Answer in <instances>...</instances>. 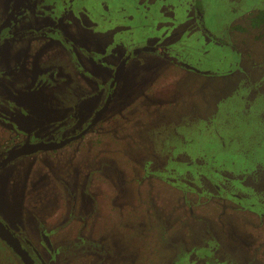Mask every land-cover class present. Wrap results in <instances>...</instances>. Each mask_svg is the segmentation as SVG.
<instances>
[{
    "label": "rangeland",
    "instance_id": "1",
    "mask_svg": "<svg viewBox=\"0 0 264 264\" xmlns=\"http://www.w3.org/2000/svg\"><path fill=\"white\" fill-rule=\"evenodd\" d=\"M52 2L59 13H72L68 41L106 42L107 53L117 50L107 55L109 62L148 40L169 58L130 66L131 80L146 67L152 80L128 92L122 107L87 137L57 154L23 157L32 163L30 176L45 171L47 180L20 182L21 171L1 179V218L30 236L36 219L50 230L62 218V230L76 232L89 215L94 227L116 235L120 248L106 253L117 252L111 264H264V36L249 25L264 0L40 3ZM69 42L52 59L56 69L70 73L58 89L64 118L77 97L95 91L77 66L79 59H92L90 52ZM20 76L25 79L24 72ZM0 264H21L1 239Z\"/></svg>",
    "mask_w": 264,
    "mask_h": 264
},
{
    "label": "flooded vegetation",
    "instance_id": "2",
    "mask_svg": "<svg viewBox=\"0 0 264 264\" xmlns=\"http://www.w3.org/2000/svg\"><path fill=\"white\" fill-rule=\"evenodd\" d=\"M40 2L41 0L0 1V6H3L0 12V180L10 177L15 171L23 172L22 177L20 173L17 175L20 182L29 177L35 183L42 179L47 180L45 171L42 174L38 172V175L30 176L29 173L32 171L29 167L32 163L21 161L22 158H27L26 155H32L38 151L57 154L60 151L63 152L69 143L87 137L96 130V126L105 117L113 116V109L122 107V101L129 96L128 92L152 80L150 67L142 70L145 73H140L137 69L135 72H138V76L131 80L130 66L134 64L136 69L139 64L150 65V61H155L157 58L163 61L166 57L169 58L163 46L158 43L150 44L148 40L144 46L135 45L126 48L127 53L124 52L119 61L109 62L107 55L116 53L115 48L107 53L106 42H97L89 37L80 42H69L74 19L72 13L68 10L59 13V10L55 9L57 5H53L54 2L46 3L49 5H42L45 3ZM158 40L161 42L160 39L153 42H159ZM68 42L72 49L75 48L72 46H76L82 54L90 52L87 57L92 59L87 61L79 59L77 66L83 69L81 75L89 79L95 91L93 94L89 92L88 95L77 97L70 104L72 107H69V112L64 118V111L58 114V111L64 107L62 101L58 99V89L65 87L64 85L70 80V73L56 69L52 65V59L53 53L59 52L60 47L61 51L67 49L65 45ZM14 45L17 46L16 51L11 50ZM24 51L28 53L21 58L20 52ZM28 55L31 57L30 63ZM94 57L97 58L96 61H92ZM107 63L109 68L104 66ZM21 72H24L25 79L21 78ZM58 73L62 74L61 77L65 78V82L58 80ZM142 76L146 79H142ZM131 99L133 100V97ZM47 116H50V119L46 118ZM121 118L122 115H120ZM71 124L73 126H69ZM61 128H66L65 133L57 132V129ZM160 160L163 162L162 159ZM11 163L13 166L10 168ZM172 171L166 168L165 172L170 176L174 173ZM7 172L8 174L2 177ZM180 172L182 173L179 170ZM175 179L177 181L172 180L176 182L181 180L177 177ZM16 184V182L8 181L5 185L15 186ZM115 206L120 208L117 203ZM57 214H59L58 210L52 215ZM58 217L60 218L61 215ZM86 217L83 227L76 232L62 230L64 227L62 218L57 222L58 225L56 223L50 230L46 228L45 223L40 225L39 219H36L33 231L31 230L33 234L29 232V236L24 232L19 235L16 227L6 219L3 220L0 215V223L16 239L18 245L14 244L15 249L1 236L0 239L14 252L21 264H64L67 260H75V258L80 263L75 261L74 264H111L117 252L114 251L112 257L106 253L110 248L112 250L118 247L116 235H114L115 238H109L100 231L99 225L94 227L92 222L88 221L89 215ZM69 234L72 235L71 239L66 238ZM77 245L79 246L75 248ZM42 250L48 254V257L42 253ZM58 251L70 252L64 256L57 254ZM126 255V258L133 259L128 253ZM59 257H65L67 260L62 263Z\"/></svg>",
    "mask_w": 264,
    "mask_h": 264
},
{
    "label": "trees",
    "instance_id": "3",
    "mask_svg": "<svg viewBox=\"0 0 264 264\" xmlns=\"http://www.w3.org/2000/svg\"><path fill=\"white\" fill-rule=\"evenodd\" d=\"M249 25L253 28H261L264 36V10H258L249 18Z\"/></svg>",
    "mask_w": 264,
    "mask_h": 264
},
{
    "label": "water",
    "instance_id": "4",
    "mask_svg": "<svg viewBox=\"0 0 264 264\" xmlns=\"http://www.w3.org/2000/svg\"><path fill=\"white\" fill-rule=\"evenodd\" d=\"M0 236L11 246L14 247V244L17 243L16 239L12 237L10 232H8L5 227L0 223ZM18 245V244H16ZM15 248V247H14ZM16 249V248H15Z\"/></svg>",
    "mask_w": 264,
    "mask_h": 264
}]
</instances>
